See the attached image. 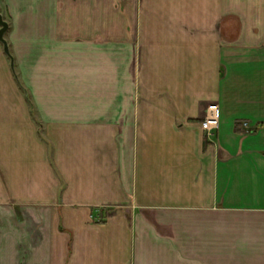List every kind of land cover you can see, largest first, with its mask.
Masks as SVG:
<instances>
[{
  "label": "crops",
  "instance_id": "0c3cea01",
  "mask_svg": "<svg viewBox=\"0 0 264 264\" xmlns=\"http://www.w3.org/2000/svg\"><path fill=\"white\" fill-rule=\"evenodd\" d=\"M0 6V264H264V0Z\"/></svg>",
  "mask_w": 264,
  "mask_h": 264
},
{
  "label": "built area",
  "instance_id": "2783aa9c",
  "mask_svg": "<svg viewBox=\"0 0 264 264\" xmlns=\"http://www.w3.org/2000/svg\"><path fill=\"white\" fill-rule=\"evenodd\" d=\"M215 110L212 115L206 117L202 122V129L208 134L213 135V131L219 127L218 109L217 106H212ZM248 129V124H244Z\"/></svg>",
  "mask_w": 264,
  "mask_h": 264
},
{
  "label": "water",
  "instance_id": "95a60500",
  "mask_svg": "<svg viewBox=\"0 0 264 264\" xmlns=\"http://www.w3.org/2000/svg\"><path fill=\"white\" fill-rule=\"evenodd\" d=\"M8 30V23L3 19L2 15L0 14V41L4 45V50L5 52L10 55L9 52V47L6 39L4 38L5 32ZM12 59V58H11ZM12 66H13V61H12Z\"/></svg>",
  "mask_w": 264,
  "mask_h": 264
},
{
  "label": "rangeland",
  "instance_id": "374dc122",
  "mask_svg": "<svg viewBox=\"0 0 264 264\" xmlns=\"http://www.w3.org/2000/svg\"><path fill=\"white\" fill-rule=\"evenodd\" d=\"M1 8H2V6H0ZM0 11H1V9H0ZM0 14H2V12L0 13ZM2 17H4V15L2 14ZM4 20H5V18H3ZM6 21V20H5ZM7 22V21H6ZM230 30H233V29H230ZM232 36H233V33H232Z\"/></svg>",
  "mask_w": 264,
  "mask_h": 264
}]
</instances>
